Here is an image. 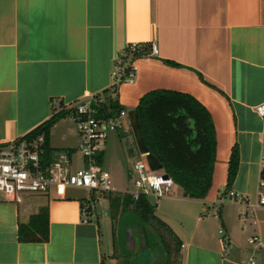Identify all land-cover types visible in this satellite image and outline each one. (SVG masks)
Returning a JSON list of instances; mask_svg holds the SVG:
<instances>
[{
  "label": "crops",
  "instance_id": "crops-1",
  "mask_svg": "<svg viewBox=\"0 0 264 264\" xmlns=\"http://www.w3.org/2000/svg\"><path fill=\"white\" fill-rule=\"evenodd\" d=\"M134 41L147 48L136 58V81L117 87L127 114L110 131L101 163H126L130 171L138 154L148 160L132 121L145 93H191L212 115L216 156L204 197L184 195L177 183L180 191L149 198L177 236L170 256L175 264H247L251 257L264 264V204L253 206L264 189V116L255 108L264 101V0H0V143L23 136L56 107L111 93L118 54ZM152 42L156 55L149 54ZM80 141L69 113L51 127L54 157L67 151L74 167L86 164ZM234 146L240 160L228 187ZM114 192L59 183L20 199L0 191V264H125L115 254ZM42 207L48 239L20 240L19 223ZM254 235L259 240L250 242Z\"/></svg>",
  "mask_w": 264,
  "mask_h": 264
},
{
  "label": "trees",
  "instance_id": "trees-1",
  "mask_svg": "<svg viewBox=\"0 0 264 264\" xmlns=\"http://www.w3.org/2000/svg\"><path fill=\"white\" fill-rule=\"evenodd\" d=\"M146 48L147 45L142 43L136 53L142 55ZM166 61L179 65L170 59ZM117 87L118 85L111 88V93H108L110 92L108 89L102 92L107 101L99 109L101 115L112 114L124 108L115 95ZM70 109L65 107L56 110L41 124L23 135L33 137L39 133L44 134L45 164H49L55 158L49 146L51 127L68 114ZM135 111L142 143L153 159L183 187L184 195L204 197L212 185L216 156V130L209 109L189 92L154 89L140 98ZM101 156L102 154L100 159ZM239 160L238 147L234 146L229 159L228 187L236 177ZM261 176L264 179V165ZM109 197L113 217L119 216L125 210H133L142 222L153 228V237L161 238L169 260L171 250L162 230H165L172 240H178L168 224L155 214V204L144 195L134 199L130 194L114 192L110 193ZM18 236L20 240L48 239L47 207H42L37 213L32 214L28 222H20Z\"/></svg>",
  "mask_w": 264,
  "mask_h": 264
},
{
  "label": "built area",
  "instance_id": "built-area-1",
  "mask_svg": "<svg viewBox=\"0 0 264 264\" xmlns=\"http://www.w3.org/2000/svg\"><path fill=\"white\" fill-rule=\"evenodd\" d=\"M142 42L128 43L118 54L112 73L111 88L123 81L135 82L138 66L136 51ZM159 47L151 43L149 54L156 55ZM55 103L58 102L54 100ZM103 93L87 96L73 103L56 107V110L70 107L69 115L76 122L81 135L79 150L86 164L74 167L69 152H61L52 162L45 164L44 134L37 136L10 139L0 143V191L6 196L20 199L24 192L46 191L54 183L84 186L92 192L119 191L130 194L138 199L144 195L159 200L166 196L175 183L174 178L165 171L158 172L151 166L147 158L133 163L131 175L133 186L117 190L113 183L111 171L100 161V154L106 148L110 131L123 125V117L127 111L123 108L112 114L101 115L99 109L106 102ZM256 111L264 116V101L256 105ZM148 151L145 152L147 154ZM165 174H168L165 176ZM240 197L238 194H235ZM90 200H93L90 197ZM91 203V202H90ZM264 204V189H261L253 206ZM93 207L91 203L88 207ZM84 207V213L87 208ZM259 240L258 235L251 236L250 242ZM256 259L250 258L247 264H255Z\"/></svg>",
  "mask_w": 264,
  "mask_h": 264
},
{
  "label": "rangeland",
  "instance_id": "rangeland-1",
  "mask_svg": "<svg viewBox=\"0 0 264 264\" xmlns=\"http://www.w3.org/2000/svg\"><path fill=\"white\" fill-rule=\"evenodd\" d=\"M133 136H135L134 132L130 131L129 137L132 139ZM140 158H141V155L138 154L136 157H134L133 162L140 159ZM78 164L81 165V163H78ZM129 166L130 165L124 163L121 166L114 164V165H110L107 167L112 173L114 184H116L119 187H126V186L131 187V186H133V176L131 175V171H129ZM157 171L161 172L162 169L159 168V169H157ZM180 190L181 189H180L179 185L177 183H174V185L171 188V191L172 192H174V191L178 192ZM107 207H108V204H107ZM108 208H110V207H108ZM107 215L109 217L111 216L109 209H108ZM114 220H115V224H114V231L113 232H114V235H115V238L117 241L115 254L117 256H119V258L120 257L122 258L123 255H125V254L127 255V252L130 251L125 245L124 234H125L126 228L128 226H131L134 221H139L142 225H145V224H144V222H142L140 220L139 216L137 214H135L133 210H130V209L125 210L119 216H116L114 218ZM102 223H103V227L105 228L106 232L110 233L111 219L103 220ZM146 229H147V232H148L149 237H150V244H152L154 247L155 243H157L160 248L154 247V248H152L151 251H147V247H146L144 249L143 254H142L143 255L142 258H144V259L141 263L145 262V264H175L176 254L171 255L169 260L164 261V258L167 255L165 254V251H163V246L160 245L159 240L156 239L157 237H155V241H153L154 240L153 228L150 225L146 224ZM162 231L164 232L165 237L168 239L169 246L171 247L172 244H174V241L170 238V236L168 235V233L165 230H162ZM148 254H150V259H149V261H145V256H147ZM128 257L129 256L127 255L126 260H128Z\"/></svg>",
  "mask_w": 264,
  "mask_h": 264
},
{
  "label": "water",
  "instance_id": "water-1",
  "mask_svg": "<svg viewBox=\"0 0 264 264\" xmlns=\"http://www.w3.org/2000/svg\"><path fill=\"white\" fill-rule=\"evenodd\" d=\"M133 125L134 130L136 132V136L138 139V143L143 151H146L144 149L142 139H141V131H140V125L138 122V117L136 111H134L133 115ZM148 160L153 168H159L162 165L158 164L152 157L150 153H148ZM168 174H165L167 176ZM145 224V223H144ZM125 239V245L130 250V252L133 255L134 260H139L141 263L144 258H142V254L144 252V249L147 247V251H151L152 248L150 247V237L146 229V224L142 225L139 221H134L131 226H128L125 230L124 234ZM148 259V260H147ZM150 254L145 256V261H149Z\"/></svg>",
  "mask_w": 264,
  "mask_h": 264
},
{
  "label": "flooded vegetation",
  "instance_id": "flooded-vegetation-1",
  "mask_svg": "<svg viewBox=\"0 0 264 264\" xmlns=\"http://www.w3.org/2000/svg\"><path fill=\"white\" fill-rule=\"evenodd\" d=\"M155 237H157L156 239L159 240L160 245L163 246V251H165V249H164V245H163V241L161 240V238H160L159 236H155ZM155 237H153V238H154L153 241H155ZM156 242H157V241H156ZM150 247H151V248H154V247H159V246H158L157 243H155V246H154V247H153L152 244H150ZM159 248H160V247H159ZM165 254H166V253H165ZM127 255L129 256V257H128V260H126V256H127ZM127 255H126V254L124 255V261H125V264H145V262L140 263L139 260H137V261L134 260V259H133V255H132V253H131L130 251L127 252ZM162 257H163V256H162ZM164 259L167 260V256H165Z\"/></svg>",
  "mask_w": 264,
  "mask_h": 264
}]
</instances>
